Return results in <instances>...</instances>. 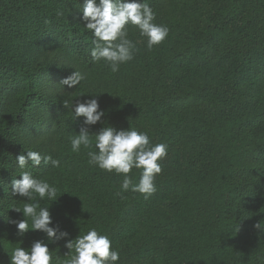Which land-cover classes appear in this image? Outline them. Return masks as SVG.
Wrapping results in <instances>:
<instances>
[{"label":"trees","instance_id":"16d2710c","mask_svg":"<svg viewBox=\"0 0 264 264\" xmlns=\"http://www.w3.org/2000/svg\"><path fill=\"white\" fill-rule=\"evenodd\" d=\"M188 1L147 0V3L156 14L157 24L162 13ZM248 1L200 0L194 9L201 12L200 19L191 21L192 26L186 20L175 23L171 19L168 24L174 27V34L164 47L167 62L154 63L148 78L138 87L148 91L138 103L143 110V124L116 121V124L134 123L133 128L146 132L153 145H167L171 136H162L167 134L169 119L186 108L205 116L206 133L213 139L218 154L211 169L206 174L197 173L191 162H184L182 175L156 181V191L147 200L140 193L121 191L122 175L104 172L88 161L76 173L68 168L73 153L70 138L78 134L82 118L73 121L71 106H64L65 101L71 105L78 86L68 89L60 82L74 70L85 73V80L111 74L103 62L91 60V33L79 20V8L84 0L7 1L5 9H0V36L10 39V44L0 43V264H9L11 251L24 247L20 241L27 239L25 234L32 240L44 235L29 230L19 240L15 225L8 222L23 218L13 207L22 210L25 203L31 202L11 195V179H19L22 171L15 158L29 150L50 154L60 161L58 168L42 164L26 170L57 188V201L45 198L40 201V207H49L50 211L60 206L65 208L58 209L61 215L57 213V217L64 220L61 229L69 233V239L92 228L103 235H108L111 229V212L105 203L95 211L94 217L79 204H71L69 209L64 204L67 188L75 186L76 175L80 173L83 184L89 188L118 186L112 199L114 207L123 202L121 197L125 194L139 206H146L175 193L171 212L158 223L159 230L172 231L170 235L160 234L163 239L158 237L169 240L171 246L168 251L162 249L158 253L162 264H264V48L255 47L249 52L244 47L246 37L264 41V0H250L249 9L241 10V3ZM251 27L257 33H248ZM128 38L144 37L129 26ZM239 65L249 78L258 82L259 92L251 110L231 115L227 106L218 105L210 89L211 84L225 79L229 67ZM209 67L217 70L211 72V78ZM159 71L161 76H152ZM194 74L199 75L200 81L195 80L194 86H189L187 78ZM109 122L114 124L112 120ZM254 122H259L263 131L256 141L249 143L255 131L245 130ZM89 130L96 128L90 126ZM128 175L133 183H138L139 170L133 169ZM239 175L245 176L243 181H234ZM206 196L217 209L211 210L209 217L197 219L187 203ZM243 216L250 217L244 220ZM135 221L124 223L123 228L134 229ZM28 222L31 224V220ZM58 243L66 250L65 241ZM51 255V264H64L70 257L65 255L60 260L56 252Z\"/></svg>","mask_w":264,"mask_h":264},{"label":"rangeland","instance_id":"374dc122","mask_svg":"<svg viewBox=\"0 0 264 264\" xmlns=\"http://www.w3.org/2000/svg\"><path fill=\"white\" fill-rule=\"evenodd\" d=\"M7 1L8 0H2L0 6L1 10L5 9ZM198 2H200V0H189L182 6L177 5L158 17L157 24L165 25L169 29L167 38L161 44L154 46L152 50H148L145 38L131 39L136 43L137 48L134 52L133 60L122 64L119 71L116 73L111 72V74H106L100 79L84 80L78 85V89L72 99L73 102L76 100L82 102L84 99L92 98L88 94H99L98 100L100 109L104 110L105 114L108 111L106 117L101 118L104 124L98 122L96 125H93V128H96V130H93L92 133L98 132L102 126L106 127L110 125L117 130H121L133 128L134 123L143 124V113L141 114L143 110L138 103L140 97L145 96L148 91L139 90L138 87L141 86L144 79L148 78V71L152 69L154 63L165 65L167 62V55L164 53V47L171 42L170 37L174 34V27L168 24L170 20L174 19L175 23L186 20L189 25L192 26L194 23L191 21H199L200 19L199 14H201V12H196L194 10ZM249 7L250 0L240 5L241 10L249 9ZM253 31L257 33L254 27L248 29V33H253ZM0 38H2V40L0 39V43L10 44L8 36H0ZM244 47L251 52L255 47L264 48V41L257 39V37H246ZM23 56H25L24 52ZM246 60L247 55L242 61L243 64ZM213 70L217 71L213 69V67H209L210 78L212 77L211 72ZM226 73L225 76L227 78L225 77V79L220 82L211 84V93L216 96V101L221 108H226L227 106L229 114L241 115V113H246L256 105V98L259 92L258 82L255 78H249L246 70L240 65L238 67H229ZM161 75L162 71H159L158 74L154 73L152 76L159 77ZM195 80L200 81L199 75L194 74L189 76L187 78V84L189 86H194ZM80 94L85 95L79 96ZM224 102H226V105ZM186 109L181 112L175 110V113L178 114L179 112V115L175 114L177 117L169 119L166 122L167 134L165 133L162 138L167 135L171 137L167 143V155L163 160L159 161L162 170L156 177L155 182L159 179H167L170 175H182L184 162H186V164L191 162L194 172L206 174L211 169L209 167H211L218 158L217 151L213 146V139L206 133L205 116L200 115L198 111H194L192 108ZM110 120H112L114 124L110 123ZM119 120H132L135 122L133 124H116V121ZM251 130H254L255 133L249 139V143L258 139V134L263 131L262 125L259 122H254V125L251 127L249 126L245 132L247 133ZM95 150L94 147L89 149L82 146L78 153L73 152L71 161L68 163L69 171L76 173L77 170H80L85 161H88L87 152ZM244 178V175H239L234 178V181L240 182L243 181ZM74 184L75 186L73 188H67L68 190L66 191L67 198L64 204L67 209H69L71 204H79L81 207H85L87 210L89 209L90 216L94 217L95 211H97L102 204L105 203V208L108 205V209L111 212L109 217L111 229L107 236L112 241V248L120 254V259L117 264L163 263L159 262L157 255L161 253L162 249L168 251L171 246L169 240L163 241L158 237L163 239L160 234L164 235L165 233L170 235L172 231L166 230L165 232L161 229L159 230L158 223L161 219H166V217H163L164 215L171 212V204L174 202L175 193L167 194V197L164 198H158L156 202L148 203L146 206H139L133 201L129 194H125L121 197L123 202L119 206L116 204L114 207L112 199L116 197V192L119 190L118 186L107 189L102 187L89 188L88 185L83 184L80 173L76 175ZM240 193H242V191ZM187 207L190 213L197 219L201 216L207 218L210 216L211 210L214 211L217 209V205H214L213 201L207 196L191 199L190 202L187 203ZM58 209L65 210L64 207L60 206L56 209L57 211L53 210L50 212L53 217V222L55 221L54 223H58L61 228L63 227L64 220L57 217V213L61 215ZM119 212L121 213L119 214ZM247 217L250 216H243V219L245 220ZM132 219L136 220V224L133 226L134 229L128 227L123 228L124 223H129ZM25 237H27V239H23L24 248L30 247L34 240H45V243H50V253L53 254L56 252L60 260L64 259L65 255H68L67 249L65 250L59 243H51L46 239L45 235L36 237L33 240L32 237L26 234ZM245 239L247 240L248 236H246ZM19 240H21V237ZM191 248L196 250V248ZM69 258L70 257H68V259Z\"/></svg>","mask_w":264,"mask_h":264},{"label":"clouds","instance_id":"9594fccd","mask_svg":"<svg viewBox=\"0 0 264 264\" xmlns=\"http://www.w3.org/2000/svg\"><path fill=\"white\" fill-rule=\"evenodd\" d=\"M79 12V20L91 33V60L94 63L103 62L112 73L118 72L122 64L133 60L137 50L136 43L128 38L129 26L145 38L148 50L161 44L169 34L167 26L154 23L156 14L147 0H84ZM85 79V73L74 70L60 84L72 89ZM88 95L92 98L82 102L72 100L71 105L68 101L64 102L65 107L71 106L73 121L82 118L78 134L70 138L72 152L78 153L82 146L89 149L94 147L95 151L87 152L88 163L104 172L122 175L121 191L140 193L147 200L156 191L155 179L162 170L159 161L167 155V145L151 144L146 132L134 128L117 130L108 125L102 126L98 132H90V126L98 122L104 124L101 118L105 112L100 109L99 94ZM15 161L22 171L19 179H11V195L31 201L25 203L22 210L12 208L23 216L22 219L8 221L15 225L16 235L23 237L32 230L43 233L51 243L65 241L64 247L68 249L70 258L64 264H117L120 254L112 248V241L107 235L92 228L83 235L69 239V233L53 222L49 207H40V201L45 198L57 201V188L44 179L35 178L32 171L26 169L38 168L42 164L58 168L60 161L50 154L42 155L31 150L17 155ZM133 169L139 170L138 183H133L128 175ZM49 244L45 240H34L28 248L16 247L8 255L9 264H51Z\"/></svg>","mask_w":264,"mask_h":264}]
</instances>
